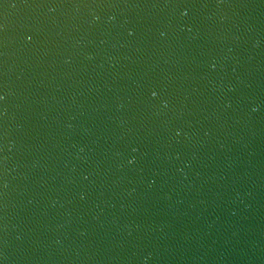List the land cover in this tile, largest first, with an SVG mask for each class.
<instances>
[{
  "label": "water",
  "instance_id": "water-1",
  "mask_svg": "<svg viewBox=\"0 0 264 264\" xmlns=\"http://www.w3.org/2000/svg\"><path fill=\"white\" fill-rule=\"evenodd\" d=\"M0 97V264H264V0H0Z\"/></svg>",
  "mask_w": 264,
  "mask_h": 264
},
{
  "label": "snow or ice",
  "instance_id": "snow-or-ice-1",
  "mask_svg": "<svg viewBox=\"0 0 264 264\" xmlns=\"http://www.w3.org/2000/svg\"><path fill=\"white\" fill-rule=\"evenodd\" d=\"M152 95H153V96H155L156 94H155V93H153ZM0 99H2V97H0Z\"/></svg>",
  "mask_w": 264,
  "mask_h": 264
}]
</instances>
